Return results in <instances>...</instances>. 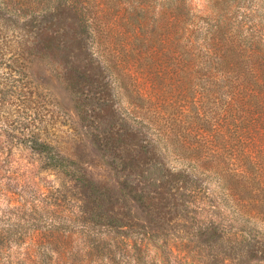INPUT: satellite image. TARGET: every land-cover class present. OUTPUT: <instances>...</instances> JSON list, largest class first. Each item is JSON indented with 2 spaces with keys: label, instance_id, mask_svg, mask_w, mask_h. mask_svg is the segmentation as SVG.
Segmentation results:
<instances>
[{
  "label": "trees",
  "instance_id": "obj_1",
  "mask_svg": "<svg viewBox=\"0 0 264 264\" xmlns=\"http://www.w3.org/2000/svg\"><path fill=\"white\" fill-rule=\"evenodd\" d=\"M190 12L186 0H0V31L22 58L13 93L32 109L40 93L29 64L47 59L58 68L82 127L69 151L35 130L25 134L26 146L82 197L64 214L61 187L36 197L26 184L0 181L9 206L7 217L0 216V264H183L197 258L214 264L221 254L246 264L264 259V241L253 234L264 221L256 179L228 171L209 113L196 110L200 131L192 128L193 139L191 130L180 128L181 113L170 119L154 102L157 86L179 80L157 48L174 39L168 56L189 75L200 65L201 78L209 80L223 67L229 78L237 73L238 83L264 87L263 41L256 36L264 17L250 26L207 19L208 58L191 62L196 44L177 38ZM83 136L107 159L112 185L85 166Z\"/></svg>",
  "mask_w": 264,
  "mask_h": 264
},
{
  "label": "rangeland",
  "instance_id": "obj_2",
  "mask_svg": "<svg viewBox=\"0 0 264 264\" xmlns=\"http://www.w3.org/2000/svg\"><path fill=\"white\" fill-rule=\"evenodd\" d=\"M186 3L191 8L190 16L177 38L183 44H196L195 51L189 55L191 62L208 58L204 49L207 19L215 22L221 17L231 21L232 26L242 22H247L250 26V23L262 21L264 17V0H186ZM219 8H226V12L221 15ZM194 29L196 32L193 33ZM256 36L261 37L263 42L260 44L264 48V29H259ZM175 41L177 39H174L173 44L166 42L165 47H157L167 60L165 68L170 66L180 73L179 80H174L175 84L168 80L167 85L156 87L158 98L154 102L157 111L170 119L181 113L180 128L182 132L191 130L193 139L198 138L195 131H200L194 119L196 110L209 113L211 127L216 130L215 149L227 157L228 171L241 173L245 176L244 179H256L254 193L264 201V87H255L247 81L238 83L237 73H229V78L223 67L217 68L213 73L215 75L209 80L206 76L201 78L200 65L192 67L189 75L186 70L181 69L177 58L168 56L169 51L175 50ZM13 45L11 36L0 31V181L26 184L27 192L36 197L40 196L41 191L48 192L47 188L61 187L64 199L62 209L66 214L69 209L72 210V202L82 197L80 190L67 177L47 168L43 157L26 146L24 137L26 133L35 130L43 138L59 143L69 151L71 145L76 146L75 135L82 132L81 123L72 96L58 79V68L47 59L36 60L33 64L31 61L29 64V77L40 96L32 109L25 108L19 93H13L19 79L17 67L22 61V58L15 56ZM115 94L116 100L117 88ZM193 127L195 131L192 130ZM81 143L85 152V166L95 176L112 185L107 159L90 138L83 136ZM219 160L221 157L217 158ZM8 209V204L0 197V216L6 218L4 214ZM252 226L256 225L247 224L249 228ZM257 226L258 232L253 231V234H258V238L264 241V221ZM183 264L207 263H201L197 258L191 263ZM214 264L246 262L243 258L226 259L221 254ZM247 264H264V259H255Z\"/></svg>",
  "mask_w": 264,
  "mask_h": 264
}]
</instances>
